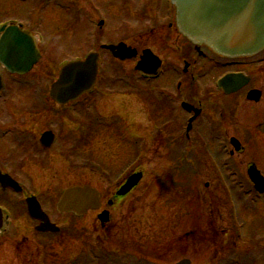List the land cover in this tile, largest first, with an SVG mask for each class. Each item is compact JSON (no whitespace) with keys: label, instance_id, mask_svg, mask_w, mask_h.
I'll return each mask as SVG.
<instances>
[{"label":"rangeland","instance_id":"1","mask_svg":"<svg viewBox=\"0 0 264 264\" xmlns=\"http://www.w3.org/2000/svg\"><path fill=\"white\" fill-rule=\"evenodd\" d=\"M58 1L64 2L63 5L58 4L63 12L53 3L41 12L46 50L43 52L42 46V58L34 69V80L39 82L42 93L38 96L32 89H24L29 97L9 92L8 98L13 97L18 104L27 105L28 98H31L32 104L38 102L37 98L41 99V109L46 114L40 111L37 114L26 111V114L36 118L40 132L51 130L58 138L56 147L43 158L50 166L39 170L29 164L22 173L25 176L21 177L33 179L34 190L50 201V209L49 205L47 208L60 227H64L65 233L62 241H46L37 239L33 236L36 235L34 232H28L29 224L26 225L23 220L10 222L8 230L0 232V264H62L66 259L80 264L82 243H86L82 229L90 232L94 228L95 217L73 221L71 226L68 216L55 214L54 202L58 194L67 188L84 183L95 185L93 178L98 175L94 167L98 164L108 173L116 174L130 162L132 166L141 165L144 169L139 186L112 211L113 225L107 234L98 237L92 232L87 240L89 245L98 248L96 251L113 253L109 260L103 255L108 260L105 264H177L184 258L191 264H264V199L252 196L253 191L244 187L247 182L245 170L249 163L255 164L264 173V138L256 137L250 131L253 125L259 126L264 122L263 67L244 68L254 77L253 86L262 92L261 101L255 105L245 100L244 90L227 97L214 92L212 81L225 72L221 65L219 68L213 65L212 74L211 64L197 69L210 73L203 86H196L195 96L206 109L194 129L197 127L201 137L205 138H190L194 144V150L189 152L193 156L192 161L194 164L200 162L201 166L189 174H180L177 176L180 180L176 181L172 178V169L176 168L173 161L178 158L177 150L184 139L179 137L183 130V122L179 118L181 111L179 106L170 107L168 111L151 110L154 97H151V102L150 92L153 86H146V82L133 74L134 62L117 64L102 56L100 70L103 76L108 75L110 79L102 78L93 96L70 108H55L50 103L47 91L57 79L59 62L78 57L82 51L100 52L99 46L110 40L115 41L113 44L129 43L138 40L136 37L139 34H148L147 30L139 29L141 24L133 15L117 14L112 9L108 11L105 6L102 7L101 0H96L101 6L91 12L96 16H84L85 11L89 12L84 0ZM30 8L34 10L30 1L21 4L18 0H0V19L12 15L26 17ZM75 9L81 11L78 14L70 12ZM100 16L109 19V27L96 28ZM88 18L95 19L93 26L89 25ZM123 19L130 23L125 31L117 28ZM143 42L149 43L147 38ZM86 43L87 50L83 48ZM167 62L165 78L155 87L169 85L165 81L174 76L169 73L171 65H178V70L183 68L175 58H168ZM108 83L110 90H106ZM204 88L206 93H203ZM101 91L109 94L106 97L105 93V97L99 99L97 96ZM185 101L190 102V97L185 96ZM31 121L23 113L13 121L9 112L4 125L12 127L15 123L19 135L31 127ZM227 133L235 136L244 146V151L233 159H228L231 149H227ZM81 138H89L87 144L81 145L73 156L70 155L71 158L64 156L66 143L80 142ZM132 143H135L133 148ZM218 156L226 159L224 163L229 167L230 179H235L236 185L232 186L231 181L219 183L218 167L212 165L217 162ZM234 167L236 170L232 171ZM31 168L33 170L29 171ZM228 190L231 203L227 198ZM194 201V207H185V204L192 206ZM244 202L253 204H246V207ZM94 231L98 232L97 226ZM20 246L23 248L21 258H18L15 247L19 249ZM23 257L25 261L20 260Z\"/></svg>","mask_w":264,"mask_h":264},{"label":"flooded vegetation","instance_id":"2","mask_svg":"<svg viewBox=\"0 0 264 264\" xmlns=\"http://www.w3.org/2000/svg\"><path fill=\"white\" fill-rule=\"evenodd\" d=\"M101 2L103 3L101 5L105 6L104 8L108 11L112 9L117 11V14H128L129 16L133 15L137 23L141 24L139 25V29H147L148 34L139 36L138 40L134 39L133 42H125L127 45L132 47H142L143 45H146L150 46L149 48L151 49L157 48L156 52L158 54L164 53V55L162 54L165 57L164 60L166 59L167 61L168 58H175L177 61H179V63H182L183 67L184 65L188 66L187 70L182 69L181 71L178 70L179 66H176L175 72H173V77H175V79L172 77L169 78L170 81H165L166 83L169 82V85L162 87V91L159 93L160 98L153 101L151 110L155 111L154 108H157L161 111H168V108L173 106H177L178 108V106L185 101V96L190 97L189 103L194 107V109L200 110L201 115L198 119H196V121H194L195 123H193L194 125L189 135H186V133L182 132L181 127L180 131L181 135L185 138H200L201 134L198 132L197 127L194 129V126H197L198 122L202 120L205 115L206 108L201 104L200 100L195 99L198 89H196V86L198 84L203 86L206 83L207 78L210 76V73L206 70L197 71V69L202 65L211 64L210 70L212 74V69L215 68L212 66L214 65L217 67L218 59H216V57H214L204 48H201L199 52H196L191 45L187 44L184 39L176 33V25L174 21L175 12L174 9L169 5L168 0H101ZM31 14L32 13L29 12V14H25L26 17L24 16L23 18L13 15L9 17H2L0 19V26L2 24L9 26L16 25L18 28L20 27L21 30H28L35 38V35L40 34L41 32L39 25L35 23V18H32L31 20ZM126 23V27L129 28V21H126ZM145 38L148 39L149 43L143 42ZM35 42L36 45L38 44L39 46L37 38H35ZM39 49H41L40 46ZM163 62L165 63V61ZM234 64L235 63L233 62H229L224 63L223 66L233 70L228 71L229 73H238V68H234ZM236 64H240L242 67L246 66L245 62H237ZM36 67H34L28 75L18 77L16 75H9L4 67L0 64V83L2 86L0 91V137H6L0 138V175H8L21 187L20 191H16L13 188H7L3 190L0 186V224L2 227L1 231L4 232L8 230L9 227L7 228V226L10 222L23 220V223H25V221H29L26 207L27 199L36 197L39 200V197L38 194H36V190H34L33 179L29 177L22 178L21 176H25L22 175V173L26 168H28L27 166L29 164L33 165L32 167L35 166L39 170L46 165L49 167L50 163L45 161L43 158L45 155L48 156V153H50L58 143L57 139H55L56 142L51 150H42L40 146L41 132L40 128L38 127L39 122H36V118L32 117L30 114H24L23 116L26 117V115H28L30 119H32L31 123L29 124L31 127H28L19 135L16 133L18 130L17 127H15L18 125H14L15 123L12 124V127L9 125H4V122L8 121L9 112L11 119L14 121L20 114L19 111L17 114L15 113L17 109L23 111H26L25 108L28 109L27 111L38 110L37 103H29V106L25 107L24 103L18 104L17 102H12L11 104L8 98L9 92L28 96L23 92L24 89H32L37 94H40L41 88L39 82L37 83L34 80V76L36 75L34 69ZM249 78L252 89H256V87L253 86L254 77L250 75ZM215 80L216 79L214 78L212 81V87ZM207 90L209 91L208 87ZM203 93H206L205 88ZM208 94H210V92H208ZM181 114L182 115L179 118L182 119V122L185 121V118L187 122L188 119L193 116V113L187 114L183 111H181ZM8 130L11 131V137L6 133ZM4 133H6V136ZM88 140L89 138H81L80 142L71 141L70 145L69 142H67L65 146H68L67 149L64 150L65 154L71 153L73 151L77 152L78 148L81 145L85 146ZM5 150H7V152ZM32 170L33 168L29 169V171ZM93 180L95 181V187L100 194V211H108L110 218L111 212L119 204L127 200V198L131 196L134 191L133 190L129 192L123 197H118L116 195V188H109L110 190L105 189V183L102 178L100 179L95 177ZM27 182L31 183L32 185L27 184ZM123 182L124 180L122 182L120 181L118 185L121 186ZM92 185L93 184H91V186ZM95 214L97 215V213ZM95 214L91 213L89 216L94 217ZM33 228L34 226L32 229ZM28 229V232L32 233L30 227H28ZM104 232L105 230H101L100 233L103 234ZM42 236L44 237L48 235H40L39 237ZM35 237L39 239L38 236ZM22 248L23 247L21 246L19 249L15 247V250H18V258H21ZM20 260L25 261L24 257Z\"/></svg>","mask_w":264,"mask_h":264},{"label":"water","instance_id":"3","mask_svg":"<svg viewBox=\"0 0 264 264\" xmlns=\"http://www.w3.org/2000/svg\"><path fill=\"white\" fill-rule=\"evenodd\" d=\"M172 4L177 10L178 29L184 37L193 44L206 46L218 57L244 59L264 50V0H172ZM105 49L112 57L122 61L132 59L136 55L134 51L122 45L105 47ZM38 59L39 56L33 51L32 43L28 38L18 36L14 30H10L3 37L0 43V62L10 73L25 74L38 62ZM96 62L97 57L91 55L84 62L64 66L58 81L51 87L50 97L58 104L64 105L88 92L95 81ZM157 68L158 64L150 53L144 52L136 70L144 74H155ZM245 84V81L237 77H227L219 86L225 94H229ZM42 138V145L49 147L47 138L52 136L46 134ZM231 143L238 150V143L234 140ZM248 175L255 188L264 191V180L256 170L250 169ZM135 184V180L130 181L124 189L128 190ZM98 203L96 192L88 188H76L63 193L56 209L58 213H72L80 217L88 210L98 209ZM36 207L29 205L30 216L33 220L44 222V226L37 230L57 231L48 224L40 210L35 209ZM100 219L105 221V217ZM180 264H188V262Z\"/></svg>","mask_w":264,"mask_h":264}]
</instances>
